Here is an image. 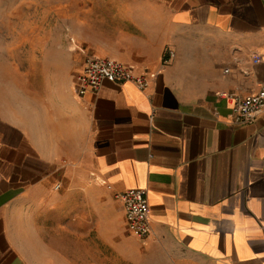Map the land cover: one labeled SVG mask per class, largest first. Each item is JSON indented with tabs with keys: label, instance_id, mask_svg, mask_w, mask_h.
<instances>
[{
	"label": "crops",
	"instance_id": "0c3cea01",
	"mask_svg": "<svg viewBox=\"0 0 264 264\" xmlns=\"http://www.w3.org/2000/svg\"><path fill=\"white\" fill-rule=\"evenodd\" d=\"M94 55L155 73L51 98L0 76V264H264V0H146ZM82 67V66H81ZM144 188L151 232L116 193Z\"/></svg>",
	"mask_w": 264,
	"mask_h": 264
},
{
	"label": "rangeland",
	"instance_id": "374dc122",
	"mask_svg": "<svg viewBox=\"0 0 264 264\" xmlns=\"http://www.w3.org/2000/svg\"><path fill=\"white\" fill-rule=\"evenodd\" d=\"M145 1L0 0V73L6 69L32 92L51 98L87 55L129 26Z\"/></svg>",
	"mask_w": 264,
	"mask_h": 264
},
{
	"label": "built area",
	"instance_id": "2783aa9c",
	"mask_svg": "<svg viewBox=\"0 0 264 264\" xmlns=\"http://www.w3.org/2000/svg\"><path fill=\"white\" fill-rule=\"evenodd\" d=\"M155 73L148 70L138 72L133 65L125 64L109 57L87 55L81 70L73 79V88L77 96L87 92H96L105 80L116 83L133 81L140 89H145ZM264 111V80L256 93L235 98L231 107V123L246 125L254 123ZM124 207L125 222L128 231L141 240L150 232V207L147 191L144 188H129L116 193Z\"/></svg>",
	"mask_w": 264,
	"mask_h": 264
}]
</instances>
